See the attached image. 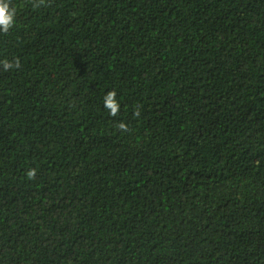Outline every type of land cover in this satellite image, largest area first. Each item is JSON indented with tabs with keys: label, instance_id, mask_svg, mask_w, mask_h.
<instances>
[{
	"label": "trees",
	"instance_id": "trees-1",
	"mask_svg": "<svg viewBox=\"0 0 264 264\" xmlns=\"http://www.w3.org/2000/svg\"><path fill=\"white\" fill-rule=\"evenodd\" d=\"M9 3L0 264H264V0Z\"/></svg>",
	"mask_w": 264,
	"mask_h": 264
},
{
	"label": "clouds",
	"instance_id": "clouds-1",
	"mask_svg": "<svg viewBox=\"0 0 264 264\" xmlns=\"http://www.w3.org/2000/svg\"><path fill=\"white\" fill-rule=\"evenodd\" d=\"M45 3V0H39V3H34V7H39ZM16 16V9L10 6L9 0H0V32L8 33L9 30L14 26ZM0 64L3 65L5 71L16 67L19 68L20 62L17 59L15 63L3 60L0 61ZM104 106L109 110L111 116H116L119 113L120 105L116 99V92L109 91L104 98ZM136 115H139V112H136ZM118 128L122 131H128V127L124 123H119ZM29 179H34L36 176L35 169H30L27 173Z\"/></svg>",
	"mask_w": 264,
	"mask_h": 264
}]
</instances>
